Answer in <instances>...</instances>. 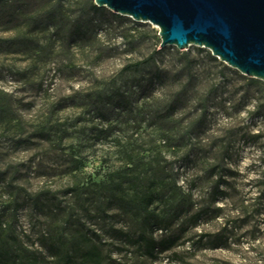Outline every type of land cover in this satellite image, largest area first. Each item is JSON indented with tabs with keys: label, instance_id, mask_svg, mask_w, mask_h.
Masks as SVG:
<instances>
[{
	"label": "rangeland",
	"instance_id": "1",
	"mask_svg": "<svg viewBox=\"0 0 264 264\" xmlns=\"http://www.w3.org/2000/svg\"><path fill=\"white\" fill-rule=\"evenodd\" d=\"M91 2H1L87 35L66 47L55 22L0 23V264L66 250L78 264L91 245L101 264H264V82L207 49L160 48L152 24L88 15ZM102 92L124 100L96 104ZM142 231L175 243L142 256L128 245Z\"/></svg>",
	"mask_w": 264,
	"mask_h": 264
},
{
	"label": "water",
	"instance_id": "2",
	"mask_svg": "<svg viewBox=\"0 0 264 264\" xmlns=\"http://www.w3.org/2000/svg\"><path fill=\"white\" fill-rule=\"evenodd\" d=\"M114 15L159 29L160 48L189 46L264 82V0H94Z\"/></svg>",
	"mask_w": 264,
	"mask_h": 264
},
{
	"label": "trees",
	"instance_id": "3",
	"mask_svg": "<svg viewBox=\"0 0 264 264\" xmlns=\"http://www.w3.org/2000/svg\"><path fill=\"white\" fill-rule=\"evenodd\" d=\"M4 0H0V7L1 2ZM14 3L17 1H22L26 6L30 7L34 3V0H11ZM29 12V13H28ZM87 14L92 15H98V16H110L115 21H122L126 20V17H122L119 15H114L109 13L105 8L103 7H97L94 5V2H91V4L87 8ZM22 18V19H21ZM126 18V19H125ZM21 20H26L28 25L30 26V30L33 28L39 29L40 25L43 24V26L50 24L52 22L56 23V34L58 36L59 41L66 47H70L74 42H76L79 39H82L86 37L87 33L82 28V23L80 19H73L71 17H63L62 15L58 14H51L49 12H46L45 10H39L37 13H31L30 11H20L18 12L17 8L14 7L12 4L4 7L3 10H0V23L2 25H6L7 28L5 30H10L14 26H17V24ZM128 20V19H127ZM39 27V28H38ZM34 29V30H35ZM23 42V41H22ZM22 42L19 40V44H22ZM24 44V43H23ZM153 55L148 56L147 58L135 62L131 65H126L121 69V73H124L126 71H138L140 70L144 65L149 64L153 60ZM248 82L251 84L257 83V79H248ZM107 100L109 104H112L113 102H116L117 104L122 103L123 95L121 94L119 97H116V94L113 93L112 95H107L105 92L100 93L96 97V104L97 103H104ZM2 112L5 110L0 106ZM217 168V167H216ZM216 168H213L211 170V173H215L218 175L217 181L214 185L215 191L219 195H224L225 192L223 190H219L218 188L220 186L226 185L225 178L227 175H222V170H220L219 173H216ZM210 173V174H211ZM189 208H187L184 213H188ZM205 209H201L195 214H192L190 218L197 219L201 216V214H204ZM175 243V239L172 237H161L159 240H156L152 237V235H147L145 232H139L137 235H135L131 241L128 242V245L133 247L135 250H138L142 256L147 257H153L155 252L157 250H165L173 246ZM81 259L78 262V264H101L102 263V254L97 246L91 245L89 248H87L85 251L81 253ZM7 255L10 259L11 256H15V253L13 251L7 252ZM14 264H32L29 261H23L21 257L12 258ZM62 264H71L72 263V255L69 254V252L66 250L62 255Z\"/></svg>",
	"mask_w": 264,
	"mask_h": 264
},
{
	"label": "clouds",
	"instance_id": "4",
	"mask_svg": "<svg viewBox=\"0 0 264 264\" xmlns=\"http://www.w3.org/2000/svg\"><path fill=\"white\" fill-rule=\"evenodd\" d=\"M3 87V85L2 84H0V88H2ZM15 87H17L16 85H12V88H15ZM6 91H11V88H8V89H5ZM154 95L156 96V97H161L162 98V91H156L155 93H154ZM244 114H246V113H242V115H244ZM27 155H30V153L29 154H22L20 157H13V160L14 161H18V160H24V159H26L27 158ZM180 183L181 184H183L184 182L183 181H180ZM29 191L30 192H34V191H36V189L35 188H30L29 189Z\"/></svg>",
	"mask_w": 264,
	"mask_h": 264
}]
</instances>
